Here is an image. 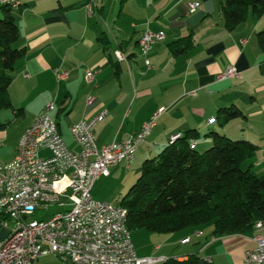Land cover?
<instances>
[{"label":"crops","instance_id":"0c3cea01","mask_svg":"<svg viewBox=\"0 0 264 264\" xmlns=\"http://www.w3.org/2000/svg\"><path fill=\"white\" fill-rule=\"evenodd\" d=\"M222 2L20 0L10 12L19 31L17 47L26 53L8 73L11 107L0 109V162L14 158L35 115L47 112L67 147L77 151L70 126L106 109V117L93 128L98 147L130 140L145 121L158 116L150 134L137 145L133 161L111 166L107 176L95 180L92 195L97 200L120 203L132 183L130 175L143 161L190 129L199 133L194 147L198 152L211 144L206 134L212 131L249 141L256 150L241 167L256 173L259 166L264 171V52L256 41V33L264 29V13L259 18L248 14L243 23L227 30ZM191 3L198 6L192 10ZM3 13L0 8V17ZM146 29L163 31L164 38L142 54L139 39ZM174 42L188 48L175 53L170 47ZM116 50L123 60L116 58ZM228 66L239 77L218 80ZM55 69L67 71V78L58 79ZM87 70L95 71L91 82L85 80ZM50 103L53 108L47 110ZM230 106L245 117L224 125L215 121L218 110ZM44 151L47 154L42 155ZM39 155L46 158L50 151L40 148ZM112 182L118 190L114 197L112 190L107 193L112 201L95 196L96 183L106 187ZM124 183L127 187L122 188ZM258 233L264 235V227L255 224L244 233L215 236L209 223L170 233L148 232L143 236L145 248L131 241L140 257L184 260L195 255L197 264H245L244 253L255 246L253 237Z\"/></svg>","mask_w":264,"mask_h":264},{"label":"built area","instance_id":"2783aa9c","mask_svg":"<svg viewBox=\"0 0 264 264\" xmlns=\"http://www.w3.org/2000/svg\"><path fill=\"white\" fill-rule=\"evenodd\" d=\"M197 6L198 3L189 4L192 10ZM163 38V31L144 30L139 39L141 53L149 52ZM116 54L118 60L124 59L119 50ZM145 63L149 65V60L145 59ZM54 72L58 79L68 76L65 70ZM94 75L95 71L87 70L85 80L91 82ZM231 77H239L232 66L217 75L218 80ZM52 108V103L47 105V110ZM107 113L101 109L70 126L80 148L77 151L69 149L62 136H54L55 121L47 112L35 115L19 139L14 158L0 162V232L15 231L10 243L0 238V264H33L48 252L63 264H157L165 260L137 256L126 209L116 211V203L97 200L92 195L95 180L107 176L111 166L133 161L137 145L150 134L158 113L145 121L130 140H113L98 147L93 128ZM43 147L48 148L50 156L40 157L39 149ZM67 191L70 193L60 205L61 210L47 219L35 218L36 211L58 205ZM20 192H35V200H20ZM256 227L264 224L258 221ZM253 239L255 246L245 251L244 263L262 264L264 235L258 233Z\"/></svg>","mask_w":264,"mask_h":264},{"label":"trees","instance_id":"16d2710c","mask_svg":"<svg viewBox=\"0 0 264 264\" xmlns=\"http://www.w3.org/2000/svg\"><path fill=\"white\" fill-rule=\"evenodd\" d=\"M16 6H0V109L11 107L9 71L24 58L17 47L19 31L11 15ZM227 30L243 23L248 14L259 18L264 0H223L220 5ZM264 52V29L256 33ZM171 49L183 52L188 45L178 42ZM245 117L237 107L220 108L219 124ZM211 144L202 152L194 149L199 133L185 131L170 139L154 157L143 161L140 174L120 200L127 211V227L154 233H170L211 223L213 235L244 233L258 221L264 222V173L257 175L241 164L256 150L247 140H232L215 131L206 134ZM190 255L184 260L168 258L157 264H197Z\"/></svg>","mask_w":264,"mask_h":264},{"label":"rangeland","instance_id":"374dc122","mask_svg":"<svg viewBox=\"0 0 264 264\" xmlns=\"http://www.w3.org/2000/svg\"><path fill=\"white\" fill-rule=\"evenodd\" d=\"M176 136V135H175ZM234 140V139H232ZM210 147V146H209ZM204 151V150H203ZM47 154V151H44L42 152V155H45ZM157 154V153H156ZM155 154V155H156ZM154 155V156H155ZM152 158V157H151ZM255 171L257 173V175H261L264 173L263 170H261V168L259 166H257L255 168ZM140 174V170L135 174L132 173V175H130V177L133 178L132 180V183L127 187L125 186L126 184L124 183L122 188L123 187H127L125 188L124 190V195L126 194V192L128 191L129 187L136 181L137 177L139 176ZM116 182H112L111 184H109L108 186H101L100 183H96L95 186H94V194L97 198H101L102 195L103 196H106L107 199H109L110 201L113 200L112 196H107V193H110L111 190L113 191L112 195L113 197L115 195H117L118 193V190H117V187H116ZM107 191V192H106ZM70 193V191H67L65 195H63L61 198H60V201H59V204L58 205H52L48 208V210H42V211H36L34 216L35 218L37 219H47L48 217H50V215L56 211L57 209H59L60 205L66 201V195ZM102 199H105L104 197ZM131 233V238H132V241L133 243L140 247V248H145L147 246V242L145 240V238H143V236H146L145 234H147L148 232L145 231V230H142V229H132L130 231ZM33 264H63V262L52 252H48L44 255H42L38 260H36Z\"/></svg>","mask_w":264,"mask_h":264},{"label":"bare ground","instance_id":"6f19581e","mask_svg":"<svg viewBox=\"0 0 264 264\" xmlns=\"http://www.w3.org/2000/svg\"><path fill=\"white\" fill-rule=\"evenodd\" d=\"M19 4H20V0H17V1L5 0L3 2H0V6H3V5L4 6H18ZM114 54L117 58L116 51ZM54 136H61V133L58 129L56 122H54ZM176 137L177 135L172 137V139ZM20 200H35V192H20ZM116 211H124V208L119 203H116ZM260 224H264V222L260 221ZM14 238H15V231H7L6 235L3 237V243H10L11 240Z\"/></svg>","mask_w":264,"mask_h":264},{"label":"water","instance_id":"95a60500","mask_svg":"<svg viewBox=\"0 0 264 264\" xmlns=\"http://www.w3.org/2000/svg\"><path fill=\"white\" fill-rule=\"evenodd\" d=\"M262 73L264 74V65L261 67ZM7 231L6 230H2L0 232V238H3L6 235Z\"/></svg>","mask_w":264,"mask_h":264}]
</instances>
